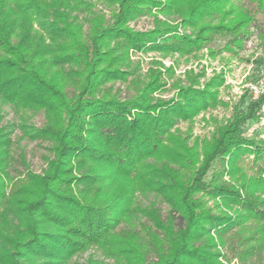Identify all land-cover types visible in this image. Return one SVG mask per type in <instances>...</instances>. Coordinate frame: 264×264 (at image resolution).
Wrapping results in <instances>:
<instances>
[{"label":"trees","instance_id":"16d2710c","mask_svg":"<svg viewBox=\"0 0 264 264\" xmlns=\"http://www.w3.org/2000/svg\"><path fill=\"white\" fill-rule=\"evenodd\" d=\"M246 1L0 0V264H70L90 249L112 264H229L225 248L246 264L264 252V141L243 129L264 96L240 100L210 140L189 143L178 125L225 105L222 76L200 87L203 74L181 80L152 62L162 67L126 82L131 51L214 57L211 43L241 49L252 25L264 43V0ZM148 16L151 29L129 28ZM2 106L43 114L40 127L16 125L21 139L48 145L40 173L11 177L15 126L2 124ZM243 155L260 164L250 177ZM148 194L165 214L136 204ZM235 228L240 250L227 238Z\"/></svg>","mask_w":264,"mask_h":264},{"label":"rangeland","instance_id":"374dc122","mask_svg":"<svg viewBox=\"0 0 264 264\" xmlns=\"http://www.w3.org/2000/svg\"><path fill=\"white\" fill-rule=\"evenodd\" d=\"M247 8L250 7L246 0L241 2ZM101 5H97L96 9L101 10ZM257 23L262 21L261 16H257ZM153 26L152 17H141L129 24V28L134 31H145L151 29ZM249 36L242 42L241 49L232 47V51L227 52L222 48L226 43V39L217 38L213 43L209 45V49L213 51H219L217 55L211 57L208 54V50L204 49L197 57L190 58H178L176 55L163 57L157 53L141 54L130 52V59L133 61L130 67L132 75L127 79L129 84L134 79L145 78L149 68L157 67L164 68L173 67L174 78H179L184 80L185 72L191 70L193 74L201 73L203 77H200L199 84L200 87L203 86L205 82L213 78L216 75L222 76L224 79V85L219 90V98L223 101L225 105H220L215 109L207 110L200 113L193 120L191 125L186 123H180L178 128L183 135L189 136L192 143L195 139L200 141L210 140L215 132L216 124H223L226 120L234 114L236 106L239 105L240 100L251 99L252 101H258L261 96H264V43L260 38L257 27L252 25L249 30ZM152 62L161 63L162 66H155L151 64ZM169 83L172 80H168ZM127 83L116 82L113 84L114 88L118 89L122 96H128L132 94V89ZM256 89V93L254 89ZM174 94L173 90L168 89L167 92L162 94V98H170ZM256 95V97H254ZM264 98V97H263ZM263 105L256 109L258 120L249 121L244 125V136L246 138H255L264 141V112ZM3 121L2 124L6 122L12 123L15 128L11 135L13 141L11 150V165H10V175L12 178H21L25 173L26 168L30 171L40 173L46 164V159L49 157V152L47 150L48 145L46 143H41L38 141L31 142L26 139H21L18 125L21 122H26L27 124H32L36 127H40L44 122V117L42 113H31L16 111L12 107L2 106ZM259 163H253V157L248 155H243L237 160L238 168L242 169L243 173L250 177L255 174L257 166ZM214 171H220L221 166L218 162L213 168ZM264 177V175H263ZM236 178H238L236 176ZM225 182H229L227 176H223ZM235 179L230 177V185L235 184ZM155 202L156 206L160 208L162 214H165L167 206L162 203L155 196L141 195L137 197L136 204L139 207H146L148 204ZM209 206H213V201L208 202ZM238 208H231L230 214L235 215ZM144 221V219H141ZM247 230L245 234L250 231L251 228L255 226L253 221H249L246 224ZM237 228L230 232V236L227 238L230 244L233 245L235 250H240L238 242V236L235 235ZM231 247V246H230ZM226 258L230 260L229 264H241L236 258V255L231 248L223 249ZM264 252L262 254L250 258L247 260L246 264H263L264 262ZM103 262V264H112L111 260H105L100 252L95 249H90L87 252L75 256L70 264H94V262Z\"/></svg>","mask_w":264,"mask_h":264},{"label":"built area","instance_id":"2783aa9c","mask_svg":"<svg viewBox=\"0 0 264 264\" xmlns=\"http://www.w3.org/2000/svg\"><path fill=\"white\" fill-rule=\"evenodd\" d=\"M254 89V91H255V93H256V89L255 88H253ZM254 97H256V95H254ZM263 111L262 112H264V105H263ZM263 124H264V122H263Z\"/></svg>","mask_w":264,"mask_h":264}]
</instances>
